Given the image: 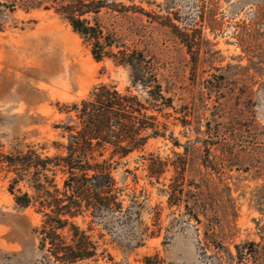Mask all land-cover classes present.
Segmentation results:
<instances>
[{"label": "rangeland", "instance_id": "374dc122", "mask_svg": "<svg viewBox=\"0 0 264 264\" xmlns=\"http://www.w3.org/2000/svg\"><path fill=\"white\" fill-rule=\"evenodd\" d=\"M74 1L0 0L11 10L0 30L2 155L53 156V143L65 145L61 106L100 84L129 88L127 70L108 58L96 63L64 19L61 8ZM100 1L107 8L87 22L115 51L143 54L173 109L157 118L163 138L115 160L121 211L74 220L97 246L96 258L80 264H264V65L237 68L249 63L240 34L264 0ZM146 165L158 173L166 165V173L150 178ZM11 181L0 166V264H40L42 216L16 207L14 196L27 189L10 193ZM170 181L180 197L165 195Z\"/></svg>", "mask_w": 264, "mask_h": 264}, {"label": "trees", "instance_id": "16d2710c", "mask_svg": "<svg viewBox=\"0 0 264 264\" xmlns=\"http://www.w3.org/2000/svg\"><path fill=\"white\" fill-rule=\"evenodd\" d=\"M105 8L100 0H75L61 11L72 31L88 46L96 63L108 58L115 67L127 70L128 90L120 93L111 85L100 84L84 100L61 106L59 112L66 115V121L59 129L65 145L53 143L56 151L53 156L41 159L32 152L15 156L0 154V166L12 175L8 191L13 192L18 184L27 189L14 196L16 207H37L36 213L42 216L41 225L34 230L42 253L40 264H80L96 258V244L74 220L85 218L90 210L118 208L121 211V203L114 195L113 174L118 170L115 160L119 162L141 152L150 139L163 138L165 132L160 129L164 131V127L158 126L157 118L173 109L171 99L163 95L143 54L115 51L112 40L87 22L86 17L97 15ZM10 11L0 2V30ZM181 38L188 53H192L194 42L186 34H181ZM239 42L249 63L247 67L237 68L243 72L250 68L259 71L264 65V8L253 16L248 28H243ZM231 69L227 66L219 71ZM59 150H62L60 155ZM159 169V173H166V165H159ZM145 170L150 178L159 174L153 166L146 165ZM45 175L53 184L60 177V188L47 182ZM165 187L169 198L183 193L174 182Z\"/></svg>", "mask_w": 264, "mask_h": 264}]
</instances>
